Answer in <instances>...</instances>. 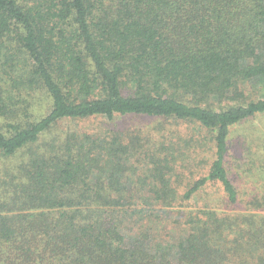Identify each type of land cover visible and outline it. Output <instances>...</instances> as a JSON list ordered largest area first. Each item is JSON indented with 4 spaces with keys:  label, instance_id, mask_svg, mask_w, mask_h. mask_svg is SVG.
<instances>
[{
    "label": "trees",
    "instance_id": "1",
    "mask_svg": "<svg viewBox=\"0 0 264 264\" xmlns=\"http://www.w3.org/2000/svg\"><path fill=\"white\" fill-rule=\"evenodd\" d=\"M18 53L27 68L14 73ZM260 81L264 0H0V264H264V215L189 211L173 240L157 241L130 225L141 212L130 208L146 206L122 183L146 175L129 165L136 139L53 130L99 117L197 120L215 132L216 157L183 198L220 183L236 205L229 138L264 114V98L248 100ZM12 82L43 90L50 110L25 119Z\"/></svg>",
    "mask_w": 264,
    "mask_h": 264
},
{
    "label": "rangeland",
    "instance_id": "2",
    "mask_svg": "<svg viewBox=\"0 0 264 264\" xmlns=\"http://www.w3.org/2000/svg\"><path fill=\"white\" fill-rule=\"evenodd\" d=\"M23 55H16L18 57L12 68L14 73L20 68H27V60ZM253 85L250 87L248 100L264 98V82ZM9 91L12 95L15 94V101L21 111L23 106L29 107L25 119L35 120L51 108L50 99L41 89L36 90L26 83L18 85L12 82ZM215 107H219L218 104ZM69 129L94 135H105L115 130L122 133L126 142L131 138L136 139L133 143L135 154L131 157L129 165L140 167L136 173L146 175L142 179L136 176L122 178V183L124 188L128 189L127 198L144 200L146 206L130 208V213L141 210L140 214H136L130 221V225L135 231L150 233L157 241L173 240L184 227L175 221L180 217L184 218V214L189 211L212 209L223 215H264V114L245 119L231 128L225 165L239 191L240 201L230 206L225 201L220 183H208L189 201L183 198L194 182L208 173L216 157L215 132L197 120L143 115L117 117L109 121L99 117L78 122L63 121L53 130L63 138L67 137ZM55 134L50 133V136ZM153 158L160 160L164 165L161 171L167 185H162L164 182L157 175ZM153 166L154 173L150 171ZM142 167L145 168V173ZM161 188L170 190L165 193L159 190ZM166 196L173 198V205L159 207L155 203L151 204ZM254 200L258 202L252 203ZM258 203L261 204L260 207L257 206ZM160 208H163V211ZM156 214H159V217H154Z\"/></svg>",
    "mask_w": 264,
    "mask_h": 264
}]
</instances>
